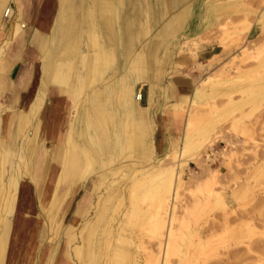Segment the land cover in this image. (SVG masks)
Instances as JSON below:
<instances>
[{
  "label": "rangeland",
  "instance_id": "obj_1",
  "mask_svg": "<svg viewBox=\"0 0 264 264\" xmlns=\"http://www.w3.org/2000/svg\"><path fill=\"white\" fill-rule=\"evenodd\" d=\"M13 1L9 2L12 16ZM170 2L163 0L152 16L147 12L143 14L139 7L132 8L128 1V5L120 8L116 20L113 18V63L100 70L92 86L82 91L79 108H74L69 99L71 106L66 115L67 122H71L74 128L69 140L72 145L69 160L72 155L76 160L81 157L78 150L81 137L88 141L79 130L83 126L84 112H88L92 119L99 116L90 105L89 97L93 90L101 95L105 120L102 123L100 118L99 121L96 119L99 128H95L94 121L92 126V133L101 144V150L94 155L97 170L80 182L91 185V202L86 217L89 219L83 217L64 230L61 209L54 218L44 210L42 214L48 215L49 224L43 232L45 234L47 229L48 236H44L42 243L31 245L27 264H146L150 256L157 253L156 239L148 220L149 201L140 199L143 190L131 198L127 189L131 173L138 170H148L150 177L146 186L149 185L156 174L152 169L161 155L153 154L148 125L135 137V140L147 144V150L142 154H138L132 143L122 152L115 144L124 139L116 94L121 92L125 80H136V87L141 85L144 91L148 84H139V81L146 73H151L155 79L154 96H158L161 86L176 75L192 76L195 89L201 88L195 99L198 104H189L187 99L179 108L184 119L180 146L185 138L190 137L188 145H191V152L197 151L193 154L196 159L188 160L185 166L176 169L178 184L173 174L172 181L159 182L160 193L152 195L160 206L172 205L175 217L171 223L172 239H167L170 252L164 255L163 264H264V0ZM124 7L125 12L134 13L131 24L123 15ZM3 21L7 19L1 17V24ZM83 24V18L77 19L76 33L72 35L81 41V51H85L83 42H86L87 34ZM80 26L83 31L77 33ZM106 32L107 28L102 24L99 36L102 42H106ZM9 42L6 40L3 45ZM201 45H220L221 54L199 64L196 53ZM61 47L45 51L43 64H38L36 92L43 94L39 106L30 111L26 104L21 110L11 112L18 127L15 143L10 145L15 154L9 156L7 170L0 181L1 197L6 195L4 187L8 179L16 176L13 165L18 161L17 152L27 142L26 132L41 117L38 112L47 92V83L43 79L47 73L53 72L61 58ZM45 61L50 64L45 65ZM65 61L72 66L68 72V82H71L75 77L74 68L83 71L80 55H68ZM136 61L142 67L138 74L132 71ZM59 91L68 96L66 86ZM108 93L115 95L107 96ZM6 100L0 98L1 127L12 120ZM23 113H26L24 123L20 122ZM185 116L189 123L187 127ZM2 131L0 129V134ZM0 142H4L3 139ZM6 142L9 143L8 139ZM180 146L168 154H179ZM36 157L34 152L30 155V159ZM172 161L171 158L168 160V170L174 169L170 167ZM81 164L83 167L84 161ZM98 171L105 176V183L96 190L97 184L93 180ZM25 174L23 172L22 177L19 174V184L27 179ZM106 185H109L107 189ZM100 191L102 194L93 208L96 193ZM220 199L224 200L223 205ZM17 200L20 204L19 192ZM13 216L14 213H4L3 221H0L2 227L4 222L8 224L9 232L10 229L14 231L17 222ZM72 230L77 232L73 237ZM72 245H78L77 253L72 250ZM42 249L38 261L35 253ZM44 249L49 250L47 256Z\"/></svg>",
  "mask_w": 264,
  "mask_h": 264
},
{
  "label": "crops",
  "instance_id": "obj_2",
  "mask_svg": "<svg viewBox=\"0 0 264 264\" xmlns=\"http://www.w3.org/2000/svg\"><path fill=\"white\" fill-rule=\"evenodd\" d=\"M128 1L132 8L139 7L143 14L147 12L152 16L155 8H160L163 4V0H14L12 5L13 16L15 15L14 18L19 19L14 38L12 37V29L14 28L12 21H3L0 28V98L7 99L9 114L12 118L7 126L0 128L3 129V135L1 132L0 139H3V143H7L8 139L9 143L7 144L10 145L15 143L14 139L18 128L17 124L14 123L13 116L15 115L11 112L21 110L26 106L28 98H32L30 95L32 93L31 87L37 79L38 64L43 60L44 52L50 48L59 49L61 45L64 46L66 42H69L67 46L61 47L62 55L58 63L55 64L53 72L44 76L43 81L47 83V92L45 101L38 112V117H41L38 122L32 123L29 126V131L26 132L27 142L30 140V144L28 143L27 146L34 151L37 157L30 159L28 174L26 175L28 177L26 180L20 181L18 192L23 205L13 208L15 212L13 220L15 221L18 214L31 220L34 229L32 238L34 245L42 243L44 236L48 233L47 229L45 234L43 232L46 224H49L48 215L54 218L61 209V217L63 218L61 224L65 230L67 225H75L81 218L86 219L89 214L87 211L91 202L89 193L91 185H87L85 181L80 182L82 179L85 180L93 170H97L94 164V155H97L101 150V144L92 133V126L94 121L95 128H99L97 125L99 118L102 123L105 120L101 95L93 90L89 97L90 105L99 114L96 118L98 121L92 119L88 112H84L82 116L83 126L79 130H81V136L85 134L84 137L88 141H83L81 137V143L78 142L81 157L76 160L74 155L69 160L68 152L72 147L69 140L74 128L71 122H67L66 115L69 114L71 106L69 99L73 101L74 108H79V98L82 91L92 86L100 70L108 68L113 63L114 52L111 44L112 27L115 23L113 18L116 20L120 8L126 3L128 5ZM176 1L178 2V0H171L170 3L175 4ZM103 6L104 16H102ZM124 9L123 15L126 21L130 24L133 23L134 13L130 15V13L125 12V7ZM86 17H88L87 21ZM102 17L104 18L102 19ZM80 18L84 19L82 25L85 29L84 33L87 31L86 42H83V44L85 43V51H81L79 47L81 43L79 38L72 36L76 33L75 23ZM102 24L107 28L106 42L99 39ZM83 28L80 26L77 33H82ZM89 34L95 35V44L89 42ZM10 39L12 40L8 44L3 45L6 40ZM219 48L220 45H201L196 53L198 63L203 64V61H209L221 54ZM77 53L80 55L83 71L74 68V80L68 82V72L72 66L65 59L68 55H76ZM91 54L97 55L95 60L90 59ZM44 64L49 65L50 63L45 61ZM91 69L93 72L90 71ZM141 70L142 67L139 63L133 62L132 71L138 74ZM140 78L139 84H148L144 91H142L141 85L136 87V80H125L120 87L121 92L116 94L124 139L115 144L120 149L123 148L121 149L122 152L132 143L138 154H142L147 150V144L135 140V137L143 133L148 125L149 143L152 145L153 154L161 155L158 156L157 159H159L173 148L179 147L182 142L184 119H182L179 109L174 105H182L187 99L189 104H198L195 99H197L201 88L195 89L192 76L176 75L161 86L158 96H154L156 83L151 73L143 74ZM38 81L39 79H37L36 84ZM51 83H55V85ZM64 86L68 90V96L59 93V89ZM138 91H140V99L136 100L135 96ZM42 99L43 94L36 92L30 99V110L34 111ZM140 101L141 105L139 104ZM60 137L62 138L60 139ZM190 139V137L185 138L183 145L179 148V153L191 142ZM67 161L70 164L66 163ZM81 161H84L83 167H81ZM103 180H105V176L98 171L93 180L98 188L95 187V189L99 190ZM108 186L106 185L105 189ZM43 194L47 197L46 203L42 202ZM100 194L102 191L96 193L97 198L93 208L96 207L97 204L95 203L98 202ZM44 210L48 211L47 217L42 214ZM42 251L43 249L40 253L38 251L35 253V258L37 257L38 261H40ZM29 255L27 258L30 257Z\"/></svg>",
  "mask_w": 264,
  "mask_h": 264
},
{
  "label": "bare ground",
  "instance_id": "obj_3",
  "mask_svg": "<svg viewBox=\"0 0 264 264\" xmlns=\"http://www.w3.org/2000/svg\"><path fill=\"white\" fill-rule=\"evenodd\" d=\"M11 9H12V7H11L8 0H0V28L2 26L1 17L3 19H7V21H12V24L14 26V28L12 29V31H13L12 37H14L16 30H17V23H18L19 19L14 18L15 15L14 16L11 15ZM10 15H11V18H9ZM89 20H90V18H89ZM89 37H90L89 42L91 44H95L96 43L95 35L89 34ZM12 39H10V41ZM70 48H72V47H70ZM0 49H1V47H0ZM96 57H97V55H95V54L90 55V59H92V60H95ZM199 64H201V63H199ZM91 72H93V69H91ZM64 81H65V79H64ZM59 84L61 85V83H59ZM36 86H37V84L35 81V83H33L32 87H31L32 93L30 95L32 96V98H33V95L36 93ZM32 98H28V101L26 103L27 105L30 104L29 101ZM135 99L136 100L140 99V91H138V93L136 94ZM174 107H177V109L182 108L181 105H177ZM29 110H30V108H29ZM25 117H26V113H23V115L20 117V119H21L20 122L24 123ZM188 124H189L188 120L185 116V126L187 127ZM0 128H2V127L0 126ZM61 138L62 137H60V139ZM28 143L30 144V140L25 144V146L22 148V150L20 152H17V153H19L18 154V156H19L18 161L13 165V169H14V172H16V176H13V178L8 179V183L6 184L7 186L4 187L6 195H2V197L0 196V221H3L4 213L13 214V213H15L13 210V207L23 205L22 199H21L20 204H18V202H17L18 201L17 200V193H18V190H19L18 188L20 185L18 183V178L20 176L19 174H21V177H22L23 172L28 174V162L30 161V155L34 152V151H32L31 148H28V146H27ZM66 143H68V141ZM123 145H122V147H123ZM121 149H123V148H121ZM194 153L196 154L197 151L191 152V145H187L184 148L182 155H180V153L179 154L172 153V154H167L166 156H164L161 159H158L156 164L154 165V167L152 169L156 173L154 175V179H153V181H150L149 185H147V186H146V183L148 182V179L150 177V175L148 174V170L135 171L134 173H131V175L129 177V180H128L129 186L127 189L128 194L131 193V195H130L131 198H134V197H136L138 191L143 190L144 193L140 196V199L148 200L149 203H147V204H149V206H150V215H149L148 220L150 222V225H152V228H153L152 233L156 239L157 253L152 254L150 256V260H148L146 262V264H163L164 255H167L170 252V247H169V243H168L167 239L169 241H170V239H172L171 238L172 237L171 223L175 220V217L172 213V205H169V207H168V205H166L165 207H163V205L160 206L159 202L157 201V198L153 197L152 195L159 194L160 190L158 189V183L161 182L162 180L172 181L173 174H175L176 169L180 168L181 166H185L188 160H192L193 158H195L193 156ZM11 154L14 155L15 151L12 149L10 144L0 142V181H2V178L4 177L5 171L7 170V167H8V165H7L8 161L7 160L9 158V156L11 157ZM57 156H58V154H57ZM170 158L173 160L172 163L170 162V164H171L170 167H172L174 169L168 170L167 166L169 165L168 160ZM195 159H193V160H195ZM29 172H31V171H29ZM177 181H179V176H177L175 174V183L176 184H178ZM104 183L105 182L103 180V183H101V184L99 183V184H100V186L101 185L103 186ZM100 186H99V188H100ZM132 190L133 191L136 190V192H132ZM4 199H5V201H3ZM26 199H27V197H26ZM42 202H45V203L47 202V197L45 194H43V196H42ZM222 203L223 202L220 199V204L223 205ZM16 219H17V222H16L15 229L13 232H11V229L9 232V226H8V224H6V222H4L3 227L0 226V264H27L28 260H26V258L31 253L29 249L32 248V246L34 245V243L32 242L33 241L32 238H33L34 234L32 233L33 231H31V229L33 227V223L31 222V220H28L27 218H25L23 215H20V214H18ZM88 219H89V217H88ZM88 219H85V220H88ZM73 230H72V232H73ZM74 234H77V232L74 231L72 233V237L74 236ZM73 244L79 245V243H73ZM78 245H76V246L72 245L71 246L72 250L76 253L79 251V249H77ZM46 251L49 253V250L44 249L45 254L47 253Z\"/></svg>",
  "mask_w": 264,
  "mask_h": 264
}]
</instances>
